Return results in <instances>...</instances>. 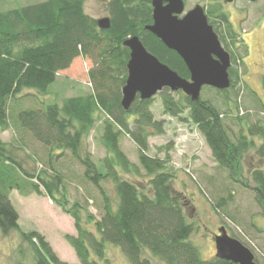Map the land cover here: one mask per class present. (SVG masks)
<instances>
[{"label":"trees","instance_id":"16d2710c","mask_svg":"<svg viewBox=\"0 0 264 264\" xmlns=\"http://www.w3.org/2000/svg\"><path fill=\"white\" fill-rule=\"evenodd\" d=\"M1 1L0 129L6 131L10 126V99L15 100L16 95L26 89L47 96L58 72L67 70L78 57L91 61L87 71L89 93L64 98L59 105L39 103L42 108L38 110L21 109L15 115L14 128L29 134L40 144L48 159L69 152L84 168L83 178L98 190L102 199L99 218L78 201L70 204L60 173L52 168L51 175L45 171L28 173L9 144L0 140L1 236L19 232L21 240L32 249L34 264H69L59 259L41 234L20 232L19 216L9 198L15 190L23 196L46 194L61 212L71 217L76 234H66L64 239L77 255L78 264H111L106 258L107 245L119 247L130 264H152L143 257L144 252L163 264H234L218 258H200L198 248L190 242L194 228L187 222L185 206L170 185L173 175L168 171V158L147 154L148 138L165 133V123L154 120L150 111L154 98L136 99L128 110L121 106V89L126 82L129 60V50L123 42L130 36L140 38L149 53L181 78L189 76L182 59L145 29L152 22L151 0H108V30L97 28L96 20L85 14L86 0H33L30 4L6 6L5 9L1 8ZM215 17L221 23L220 44L230 55V85L226 90L210 89L226 98L242 78L238 65L244 64L248 45L239 38V33L233 32L226 15ZM251 94L256 96V93ZM158 99L165 115L193 125L205 141L213 161L228 173L230 181L248 187L240 179L239 164L243 155L252 149L264 159L263 100L256 96L262 121L250 124L243 118L247 112L239 116L236 108L234 112L222 113L202 96L191 101L180 91L173 93L164 89ZM226 119L237 121V132ZM96 123L102 125L99 143L106 152L98 164L89 153L81 151L84 138ZM124 135L137 147L136 165L121 149L120 139ZM254 138L261 143L257 145ZM162 149L165 148H158V151ZM26 157L31 158L30 155ZM126 174L146 178L145 184L151 194L123 178ZM105 180L112 184L115 199L102 188ZM251 182L256 203L264 208V171L253 169ZM231 196L223 198L218 205L221 207L225 201H231Z\"/></svg>","mask_w":264,"mask_h":264},{"label":"rangeland","instance_id":"374dc122","mask_svg":"<svg viewBox=\"0 0 264 264\" xmlns=\"http://www.w3.org/2000/svg\"><path fill=\"white\" fill-rule=\"evenodd\" d=\"M41 1L43 0L34 2ZM107 1L86 0L85 14L96 21L107 18ZM32 2L33 0H2L1 8ZM184 4L185 12L199 5L213 11L214 14L227 13L235 31L239 33L241 30L244 33L243 39L248 45V56L244 59L243 65H238L242 78L236 85L235 91H229L224 98L207 86L202 87L200 96L210 100L222 113L234 112L238 108L239 116H245L246 112L248 114L243 117L244 121L250 124L258 120L262 121L263 116L259 114L261 109L256 96L264 101V0H259L255 4L235 0L231 6L223 0H184ZM212 5L214 8L211 7ZM244 9L247 15L243 13ZM244 17L246 22L241 21ZM212 21L218 22L216 17ZM258 24L261 29L256 28ZM91 65L88 59L78 57L67 70L58 72L57 80L49 87L47 96L26 89L16 95L15 100L10 99L8 103L10 126L6 131L0 129V140L9 144V147L14 150L16 159L21 161L23 169L28 173L40 174L45 171L51 175L55 169V172L62 175L65 194L70 204L78 201L95 218H99L102 201L99 192L83 178L84 168L71 158L69 152H64L61 157L53 156L48 159L47 152L40 144L29 134L14 128L15 115L21 109L38 110L42 108L39 103L59 105L64 98L89 93L91 86L87 71ZM234 68L237 67L234 66ZM252 92L256 93V96L251 94ZM152 101L150 111L153 113L154 120L165 123V133L162 136L148 138L147 154L168 158V171L173 175L170 185L173 193L181 197L185 206L184 214L187 222L194 228L189 237L190 242L198 248L200 258L203 260L215 258L214 236L219 234L221 227H225L229 236L239 240L253 253L257 264H264V208L256 203L255 194L251 191L254 187L251 182V172L253 169L264 171V159H260L253 149L245 153L239 164L240 179L248 187H242L241 184L230 181L228 173L213 161L205 141L193 125L188 121L185 123L165 115L158 94ZM183 117L186 115L184 114ZM226 122L232 126L233 131H238L237 121L226 119ZM101 131L102 125L96 123L82 142V153H89L96 164L103 160L106 154L104 147L99 143ZM254 139L257 145L261 143L260 139ZM120 145L129 161L136 165L138 163L136 145L127 135L121 137ZM167 146L171 148L166 149ZM158 148L165 149L158 151ZM27 155L31 158L28 159ZM123 178L135 183L146 194H151L148 184H145L146 178L135 177V179L127 174ZM101 186L107 195L115 199L110 181L105 180ZM229 195H232L231 201H225L220 207L218 203L220 204L223 198ZM9 198L19 216L20 232L35 231L41 234L61 261L69 264L78 263L77 255L64 239L66 234L74 236L76 234L74 222L68 214L61 212L46 194L38 196L32 193L29 196H23L12 190ZM105 252L111 264H130L119 247L107 245ZM143 257L152 264H163L147 252L143 253ZM0 264H34L32 249L21 240L19 232L13 231L8 237L0 234Z\"/></svg>","mask_w":264,"mask_h":264},{"label":"water","instance_id":"95a60500","mask_svg":"<svg viewBox=\"0 0 264 264\" xmlns=\"http://www.w3.org/2000/svg\"><path fill=\"white\" fill-rule=\"evenodd\" d=\"M150 4L152 22L145 29L182 59L189 76L188 79L181 78L175 70L149 53L140 38L130 36L123 42L129 50V60L126 82L121 89L122 108L128 110L134 100L154 98L164 89L173 93L180 91L191 101L198 100L202 87L228 89L230 55L220 45L202 7L196 5L185 12L183 0H151ZM96 25L99 29L108 30L110 18L98 19ZM214 237L215 258L234 264H255L253 253L239 240L229 236L225 227H221Z\"/></svg>","mask_w":264,"mask_h":264},{"label":"flooded vegetation","instance_id":"af4514ba","mask_svg":"<svg viewBox=\"0 0 264 264\" xmlns=\"http://www.w3.org/2000/svg\"><path fill=\"white\" fill-rule=\"evenodd\" d=\"M184 1V0H183ZM243 1H245V2H248V3H252V4H255V3H257L259 0H257V1H255V2H253V1H249V0H243ZM223 2L224 3H226V4H230V6L232 5V4H234V2H235V0H233L232 2H227L226 0H223ZM215 5V4H214ZM214 5H212L211 7L212 8H214ZM210 7V8H211ZM203 9V11H204V13L206 14V17H207V22H208V24H210L211 26H212V28H213V31H214V33L215 34H217L218 35V40H219V42H220V38L222 39V36H223V34L221 33V29H220V23H218V22H214V21H212L214 18H215V16H217V14L215 13H213V11H209L208 9H206V7H204V8H202ZM246 9H244V11H243V13L245 14V15H247V12L245 11ZM226 16H227V19H228V14L226 13L225 14ZM224 15V16H225ZM246 17V16H245ZM245 17H244V20L242 19L241 21H245L246 22V19H245ZM212 18V19H211ZM260 18V17H259ZM228 21H229V19H228ZM229 23H230V21H229ZM231 26H232V30H233V32H235V33H237L236 31H235V27L233 26V24L231 23ZM239 26H240V24H239ZM238 28H240V27H238ZM256 28L257 29H261L260 28V24H258V25H256ZM238 30V29H237ZM240 30V29H239ZM244 33H242L241 32V30L239 31V38L240 39H242L243 41H244ZM245 42V41H244ZM221 45V44H220ZM228 53V52H227ZM255 264H256V262H255Z\"/></svg>","mask_w":264,"mask_h":264},{"label":"crops","instance_id":"0c3cea01","mask_svg":"<svg viewBox=\"0 0 264 264\" xmlns=\"http://www.w3.org/2000/svg\"><path fill=\"white\" fill-rule=\"evenodd\" d=\"M76 264H78V263H76Z\"/></svg>","mask_w":264,"mask_h":264}]
</instances>
